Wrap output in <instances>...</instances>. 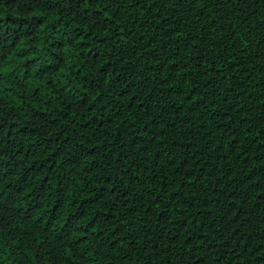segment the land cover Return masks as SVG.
Instances as JSON below:
<instances>
[{"label": "trees", "instance_id": "obj_1", "mask_svg": "<svg viewBox=\"0 0 264 264\" xmlns=\"http://www.w3.org/2000/svg\"><path fill=\"white\" fill-rule=\"evenodd\" d=\"M0 264H264V0H0Z\"/></svg>", "mask_w": 264, "mask_h": 264}]
</instances>
